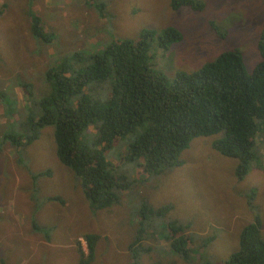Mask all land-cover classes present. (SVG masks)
Returning <instances> with one entry per match:
<instances>
[{
  "label": "rangeland",
  "instance_id": "rangeland-1",
  "mask_svg": "<svg viewBox=\"0 0 264 264\" xmlns=\"http://www.w3.org/2000/svg\"><path fill=\"white\" fill-rule=\"evenodd\" d=\"M196 1L204 3L200 12H193L192 7L176 10L171 0H0V94H4L0 97V138L19 132L20 115L9 117L5 111L21 114V109L32 106L23 82L31 85L34 99L41 98L51 91L47 80L43 85L38 82L41 70L65 63L77 67L73 57L78 52L86 64L92 54L102 52L113 40L138 38L146 28L175 27L184 34L182 41L169 48L168 55L163 56L156 43L151 51L158 67L170 77L177 68L201 65L230 49L240 50L246 66L253 69L262 59L257 42L264 27V0ZM36 14L55 38L50 36L43 42L31 34ZM55 131V125L46 126L31 144L6 143L0 150V264H77L76 240L91 232L101 237L94 264H133L134 260L139 264H219L239 249L243 227L255 212V217L263 219L264 234V145L258 147L261 158L239 178L234 172L238 158L215 151L211 143L216 136H199L183 152L182 166L143 184L142 190L151 200L138 188L131 194L140 207L170 205L159 216L162 222L185 226L186 234L215 235L216 240L201 249L202 240L197 236L191 247L199 252L193 253L192 262L169 249V243L158 240L138 242L134 245L136 259L132 255L129 259L134 230L123 224L129 219L122 203L126 196L122 195L120 202L123 207L117 204L109 210H92L75 182L74 171L58 157ZM95 133L96 128L90 126L85 136L90 140ZM128 140L118 141L108 158L124 151ZM47 169L53 171L51 176L38 175ZM119 172L133 178L145 176L138 161L125 160ZM54 195L63 197L65 203L48 201ZM125 204L132 207L133 200ZM34 216L42 227L57 224L59 228L46 236L43 230L33 229ZM132 218L134 223L139 220L137 215ZM44 245L53 251L57 248L63 259L45 262L40 255ZM65 245L68 252L60 248Z\"/></svg>",
  "mask_w": 264,
  "mask_h": 264
},
{
  "label": "trees",
  "instance_id": "trees-1",
  "mask_svg": "<svg viewBox=\"0 0 264 264\" xmlns=\"http://www.w3.org/2000/svg\"><path fill=\"white\" fill-rule=\"evenodd\" d=\"M171 5L176 10L192 7L193 12L204 8V3L196 0H171ZM104 9L103 4L101 10ZM211 24L216 25V22ZM216 29L219 30L218 25ZM31 34L43 42H48L50 36L55 38L54 33L46 30L39 15ZM183 38V32L175 27L146 28L138 38L113 40L102 52L92 54L86 64L78 52L73 57L77 67L65 63L48 70H34L40 71L38 82L41 81V85L45 80L51 84L50 93L34 99L31 85L23 82L32 106L21 109V114L5 111L9 117L20 115L19 132L1 137L0 150L6 143L31 144L40 137L43 128L55 125L58 157L74 171L75 182L79 183L92 210L96 207L109 210L112 205L120 204L122 195L126 196L127 200L122 203L129 219L123 224L134 230L129 259L130 255L132 259L136 257L134 245L138 242L142 245L165 240L169 249L192 262L193 253L199 252L191 247L197 236L202 240L201 249L216 240L215 235L203 238L198 232L186 234L185 226L162 222L159 216L170 205L140 207L137 197L131 194L138 188L151 200L142 190L143 184L149 178L182 166L181 156L196 137L216 136L212 148L221 155L238 158L234 172L239 178H244L251 165L261 158L258 147L264 145V27L257 42L262 59L253 69L246 66L240 50L230 49L201 65L177 68L170 77L158 67L151 51L156 43L166 56L169 48ZM90 126L96 128V133L88 140L85 132ZM127 138L124 151L113 158L110 154L108 158V152L117 142ZM125 160L138 161L145 176L133 178L126 172L120 173ZM261 162L262 159L257 164L261 166ZM52 174L53 171L47 169L38 175ZM130 199L132 207L125 204ZM53 200L65 203L58 195L48 198L50 202ZM133 215L139 217L136 223ZM255 215L256 212L254 218L242 226L239 249L219 264H264L263 219ZM33 225L34 230H43L46 236H50V230L59 228L57 224H47V228L40 226L37 216ZM83 237L88 251L77 239V264H91L97 258L101 237L96 232ZM124 238L127 239V234ZM60 248L65 252L69 250L66 245ZM56 249L53 251L44 245L40 255L48 260H62ZM145 250L149 251L146 246ZM133 264H139L138 260Z\"/></svg>",
  "mask_w": 264,
  "mask_h": 264
},
{
  "label": "clouds",
  "instance_id": "clouds-1",
  "mask_svg": "<svg viewBox=\"0 0 264 264\" xmlns=\"http://www.w3.org/2000/svg\"><path fill=\"white\" fill-rule=\"evenodd\" d=\"M83 238H84L83 236H82V238H80V239L77 238V239H79V240L81 241L82 245L84 244V243H83V242H84ZM50 240H51V239H50ZM161 241H163V243H165V240H161ZM86 243H87V241H86ZM87 245H88V244H87ZM76 246H77V242H76ZM97 248H100V246L98 245ZM97 258H98V255H97ZM97 258H96V259H97ZM48 261H49L48 259L45 260V262H48ZM91 264H94V261H92Z\"/></svg>",
  "mask_w": 264,
  "mask_h": 264
},
{
  "label": "crops",
  "instance_id": "crops-1",
  "mask_svg": "<svg viewBox=\"0 0 264 264\" xmlns=\"http://www.w3.org/2000/svg\"><path fill=\"white\" fill-rule=\"evenodd\" d=\"M104 6H106V4H104ZM34 11V10H33Z\"/></svg>",
  "mask_w": 264,
  "mask_h": 264
}]
</instances>
